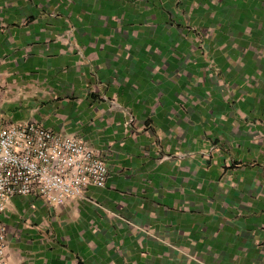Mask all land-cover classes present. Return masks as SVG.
<instances>
[{"label": "crops", "instance_id": "crops-1", "mask_svg": "<svg viewBox=\"0 0 264 264\" xmlns=\"http://www.w3.org/2000/svg\"><path fill=\"white\" fill-rule=\"evenodd\" d=\"M0 121L109 174L11 198L0 264H264V0H0Z\"/></svg>", "mask_w": 264, "mask_h": 264}, {"label": "built area", "instance_id": "built-area-1", "mask_svg": "<svg viewBox=\"0 0 264 264\" xmlns=\"http://www.w3.org/2000/svg\"><path fill=\"white\" fill-rule=\"evenodd\" d=\"M108 177L105 162L80 140L33 123L5 126L0 121V214L13 197L32 196L48 206L85 198ZM4 247L0 223V258Z\"/></svg>", "mask_w": 264, "mask_h": 264}, {"label": "rangeland", "instance_id": "rangeland-1", "mask_svg": "<svg viewBox=\"0 0 264 264\" xmlns=\"http://www.w3.org/2000/svg\"><path fill=\"white\" fill-rule=\"evenodd\" d=\"M66 136V135H65ZM69 137H71V136H69Z\"/></svg>", "mask_w": 264, "mask_h": 264}]
</instances>
